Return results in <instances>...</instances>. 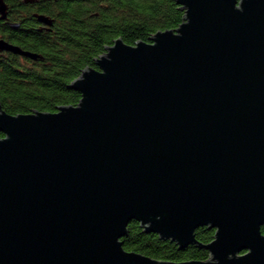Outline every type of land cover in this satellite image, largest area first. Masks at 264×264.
I'll return each instance as SVG.
<instances>
[{
    "label": "water",
    "instance_id": "1",
    "mask_svg": "<svg viewBox=\"0 0 264 264\" xmlns=\"http://www.w3.org/2000/svg\"><path fill=\"white\" fill-rule=\"evenodd\" d=\"M175 1L177 27L80 71L75 105H0V264H168L123 248L132 220L209 252L176 264H264V0Z\"/></svg>",
    "mask_w": 264,
    "mask_h": 264
},
{
    "label": "trees",
    "instance_id": "2",
    "mask_svg": "<svg viewBox=\"0 0 264 264\" xmlns=\"http://www.w3.org/2000/svg\"><path fill=\"white\" fill-rule=\"evenodd\" d=\"M5 1L12 10L10 19L19 14L24 25L13 28L0 23V36L39 55L31 58L0 50V105L9 114L54 112L61 105H75L80 93L69 86L71 81L82 69L97 68L96 59L114 39L121 37L127 44L149 41L157 30L177 27L184 16L175 0H48L36 8L52 17L47 30H39L30 14L35 7ZM213 233L207 226L194 231L202 245ZM121 240L124 249L168 264L209 256L208 250L196 243L178 248L174 241L145 232L135 220L129 222Z\"/></svg>",
    "mask_w": 264,
    "mask_h": 264
},
{
    "label": "flooded vegetation",
    "instance_id": "3",
    "mask_svg": "<svg viewBox=\"0 0 264 264\" xmlns=\"http://www.w3.org/2000/svg\"><path fill=\"white\" fill-rule=\"evenodd\" d=\"M16 1H17V3H21V4L24 3L25 5L35 7V9H32L31 13H30L32 15V17H34V19H35L34 27L38 28L39 30H43V29L47 30V28L50 25L49 23H50L52 17L48 13L36 10V8H37V5H46L45 2H47L48 0H16ZM4 2L7 5L6 16H5V18H2V19L0 18V23L9 24V26L13 27V28L20 27L21 24L24 25L23 21H21L22 18L19 17V14L14 16V19H10V13H12V10H11V8H9V5L5 0H4ZM40 15L42 16L41 17L42 19L39 18ZM45 19L49 22L44 21ZM0 38H3L4 40H6L9 43L17 45L16 43L4 38L3 36H0Z\"/></svg>",
    "mask_w": 264,
    "mask_h": 264
}]
</instances>
